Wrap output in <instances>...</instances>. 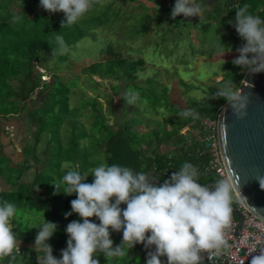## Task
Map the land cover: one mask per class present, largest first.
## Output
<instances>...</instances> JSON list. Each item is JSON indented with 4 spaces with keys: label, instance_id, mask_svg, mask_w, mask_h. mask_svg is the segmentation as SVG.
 Instances as JSON below:
<instances>
[{
    "label": "rangeland",
    "instance_id": "obj_1",
    "mask_svg": "<svg viewBox=\"0 0 264 264\" xmlns=\"http://www.w3.org/2000/svg\"><path fill=\"white\" fill-rule=\"evenodd\" d=\"M146 1L155 5L156 8L155 15L151 18L147 16L149 4L144 0H95L92 9L74 23L80 27V32L77 31L79 41L67 50L68 60L58 63L53 61L50 55L43 54V62L47 70L36 67V72L44 75L42 84L53 83V74L61 76L64 82L77 81L79 78L77 84L71 88L69 97V108L72 114L57 119L53 115L51 117L47 115L43 107L38 109V112L32 111L43 105V96L46 93L44 91L43 94L34 96V99L28 103L29 107L17 118V122L5 128L9 135L13 134L10 140L18 146V149L28 142L30 147L25 154L34 164L42 153L46 155V162H44L47 166L43 173L42 170L39 172L43 176L48 175L53 178L52 187L54 183H61L62 177L68 170L79 171L81 169L79 164L90 167L87 173L88 178L94 179L90 176L92 169L107 163L104 151L97 145L101 135L93 133L92 130L94 121L97 118L100 119L94 116L96 114L94 99L98 100L97 107L103 110L109 125H113L115 119L119 121L131 118L132 112L136 113L135 115L140 119L150 122L147 127H137L140 134H150L154 127L162 125L161 140L157 141L153 134L146 138L145 146L149 149L147 153L173 154L172 156L179 160V163L180 155H183L182 152L180 155L176 153L179 147L173 140L163 142L162 138L163 133L170 131L174 124L180 128L187 123L188 118L185 119L180 114H174L166 109L148 112L142 106H138V104L141 105L140 103L127 104L123 109V98L126 92L122 90L119 93L115 90V86L123 85V82L89 77L85 71L88 66L106 61L109 58L107 51L110 48L121 53L125 58H143L146 62L145 70L138 72L136 83L141 87H148L147 81L152 80L153 82L148 81V84L153 86L156 94L163 87H167L171 104L182 111L187 110L194 105L195 101L206 103L210 100L213 89L223 86L222 83L219 84L222 79L228 82L235 77L233 69L237 66H234L232 61L238 57L239 53L236 49L240 47L243 40L237 33L230 31L229 20H222L219 16L225 12H231L233 16L238 10L237 6L242 7L245 4L249 6L248 11L252 15L259 16L264 10V0H216L217 2L210 4L211 13L204 19L201 17L199 24L193 26L171 17L174 6L168 3V0ZM162 7L167 11L162 12L160 9ZM146 26L151 27L149 34L144 32ZM59 109L58 107L57 113ZM29 116L52 124L53 130L57 128L55 123L63 121L58 129V135H50L49 131H45L37 137L35 125L30 121ZM0 123L5 122L0 121ZM187 130L188 127H185L180 134L186 136ZM85 131H88V137L80 140ZM189 135L184 138L182 147L194 133ZM76 138H79L78 145L72 143ZM35 142H38V151H33L34 147L31 146ZM50 143L53 145L47 149ZM70 145L74 149L68 150ZM60 146L63 148L60 149ZM158 146L160 151H153ZM45 158L43 156L41 160ZM77 165L78 168H76ZM3 167L6 169L7 166ZM19 174L20 171L17 170L12 174L7 173L10 185L18 182ZM17 218H20L21 226L28 225L38 230L46 219L45 214H36L27 210L20 211ZM110 238L113 240V247L122 242V236L115 238L110 234ZM24 250L27 249L24 248ZM96 258L99 264H146L131 249L128 255L119 257L117 261H111L113 258L107 260L103 253H98Z\"/></svg>",
    "mask_w": 264,
    "mask_h": 264
},
{
    "label": "clouds",
    "instance_id": "obj_2",
    "mask_svg": "<svg viewBox=\"0 0 264 264\" xmlns=\"http://www.w3.org/2000/svg\"><path fill=\"white\" fill-rule=\"evenodd\" d=\"M94 3L95 0H40V7L49 13L62 12L64 26L76 23ZM207 7L198 0H176L171 17L200 18ZM237 7L235 21L229 23L246 43L236 50L239 55L232 63L252 74L264 73V19L250 14L247 4ZM56 41L60 54H64L67 48L63 37L57 35ZM233 88L228 81L210 99L223 98L234 114L241 116L248 96ZM138 98V92L130 90L125 94L130 105ZM180 115L185 119L200 118L195 109L183 110ZM199 175L194 165L185 162L179 171L172 172L170 179L157 186L149 182L145 172L120 164H101L92 169V183L86 182L87 173L68 170L61 181L63 193L75 194L77 198L71 201V212L65 217L74 213L81 219L67 225L69 238L61 259L54 258L47 243L57 225L52 222L42 225L35 237V247L40 246L44 253L42 258H37L38 264H99L98 253H103L107 260L124 257L136 244L145 248L155 246L146 264H162L161 257L167 258V264H200L201 253H208L211 259L231 249L227 230L233 224L232 204L238 185L228 178L218 179L212 186L201 184ZM257 179L264 188V177ZM54 187L58 189L60 184ZM122 204L126 208L122 209ZM16 213L14 204L0 203V259L11 256L14 260L13 253L20 251L21 240L17 239L11 223ZM92 217L98 218L99 224L91 222ZM109 229L123 232L120 245L113 247ZM258 252L259 255H252L250 264H264V247Z\"/></svg>",
    "mask_w": 264,
    "mask_h": 264
},
{
    "label": "trees",
    "instance_id": "obj_3",
    "mask_svg": "<svg viewBox=\"0 0 264 264\" xmlns=\"http://www.w3.org/2000/svg\"><path fill=\"white\" fill-rule=\"evenodd\" d=\"M234 14V13H233ZM235 15L233 22L235 21ZM261 19H264V10L259 14ZM64 14L61 13H49L40 7V0H0V119L4 121H10L17 117L22 111L26 109L27 102L36 94H43L44 103L36 108L43 109L47 112L50 117L53 115L57 119L72 114L69 108V97L71 88L74 87L77 81H62V77L58 74H53L54 82L51 84H42V73L36 72V67L45 68L43 62V54H48L53 61L63 63L68 60L67 51L64 54H60V45L56 41V36L60 35L63 37L64 44L67 50L79 39L78 32L80 27L78 25H64ZM145 28V27H144ZM231 29L235 34L234 26ZM78 31V32H77ZM145 34L151 32V27L146 26L144 29ZM241 43L240 46H242ZM55 52V55H53ZM107 53L109 58L106 61H100L88 66L85 71L89 77H99L100 79H108L123 82V85L115 86L116 92L124 90L128 93L130 90L139 93V98L135 103H140L138 106H142L146 111H157L159 109H166L174 114H180L182 110L174 106L170 102L169 92L167 87L159 90L155 93L153 86L148 84V87H141L136 82L138 80V72L145 70V59L139 58H125L121 53L116 52L113 48H110ZM240 67L233 69L235 77L231 80L233 86L242 84L243 72ZM264 76V73H259ZM153 82V81H152ZM226 83L225 79L219 84ZM215 88L212 91L211 96L220 88ZM237 91L236 88H233ZM94 116L100 117V119L94 121L92 130L101 135L98 138V147L104 151L106 155L107 165L120 164L132 168L136 172H147L150 169L157 168L162 173L179 171L182 165L187 162L192 165H196L198 160L194 157L189 156L185 151L184 138L180 134L181 130L185 127L191 126L192 128L197 127L201 119L204 118H217L226 102L223 98L216 100L210 99L206 103L194 102V105L189 109H195L199 113V119L193 120L191 117L188 118L187 123L177 128V124L163 133V142L173 140L175 145L179 147L178 151H182L183 155H180L181 161L174 162V158L171 154L167 153L161 155H155L147 153L148 147L145 146V140L153 134L156 140H161L162 125H157L150 134H140L137 130L138 126H149L148 120H143L137 117L132 111L133 116L125 120L115 119L113 125H109L107 118L103 114V110L98 108L99 103L97 99H94ZM123 109L128 104L123 98ZM144 105V106H143ZM49 106V107H48ZM58 107L59 112L57 113ZM140 114V112H139ZM34 117V116H33ZM37 121L39 132L38 134L49 131L50 135H58V129H60L61 122H57V128L52 129V124L46 122L43 119H35ZM48 123V124H47ZM47 124V125H46ZM190 136V135H189ZM76 137V136H74ZM88 137V131H85L80 140ZM77 139H73L72 143L78 145ZM161 144V143H159ZM150 145V144H149ZM148 145V146H149ZM63 146H60V149ZM2 149V147H1ZM74 147L70 145L68 150H72ZM100 150V151H101ZM153 151H160L159 146ZM191 151V150H190ZM179 157V156H177ZM178 159V158H177ZM175 163V165L173 164ZM179 163V164H178ZM7 166L6 169L3 166ZM79 171L88 173L90 167H85L83 164H79ZM10 166V167H9ZM13 167L11 166L10 160L0 152V176L3 178L8 186L13 189L4 190L0 192V203L8 201L14 204L17 208L16 216L12 219L11 223L13 231L17 239L21 240L22 243L32 245L31 249L25 251L34 254V258L29 259L27 264H38L37 258H42L44 253L40 251V246L35 247V237L39 230L31 228L28 225L21 226L19 221V212L27 210L36 214H45V223L52 222L57 225V230L53 234L47 243L53 249V256L56 259H61L62 250L67 247L68 235L66 233V227L72 221H80V217L76 214L65 217L66 213L71 212V201L76 199V195L71 196L63 193L64 185L60 184V187L56 189L52 187L53 178L50 176H43V172L37 173L36 179L30 183L25 184L18 182L10 185V179L7 173H14ZM208 176L206 173L204 176ZM42 179V180H41ZM87 183H92L93 178H88ZM54 183V186L57 185ZM25 212V211H24ZM23 213V212H22ZM82 222V221H81ZM37 250V251H35ZM0 264H18L17 259H11L4 257L0 259Z\"/></svg>",
    "mask_w": 264,
    "mask_h": 264
},
{
    "label": "water",
    "instance_id": "obj_4",
    "mask_svg": "<svg viewBox=\"0 0 264 264\" xmlns=\"http://www.w3.org/2000/svg\"><path fill=\"white\" fill-rule=\"evenodd\" d=\"M198 2L202 3L201 0ZM176 18L193 26L200 22L198 16L185 18L181 15ZM241 91L248 96L245 107L241 110L242 115H235L233 109L227 105L219 115L221 150L231 180L238 185V197L250 211L264 221V188L260 187L257 179L264 177V76L247 72L239 92ZM147 175L150 183L159 185L158 178L162 177L161 174L154 176L155 171H152ZM232 216L238 220L237 228L240 229L244 222L241 212L233 209ZM95 220L91 222L94 223ZM161 260L163 263L167 262L166 257H161ZM200 264H207L204 258Z\"/></svg>",
    "mask_w": 264,
    "mask_h": 264
},
{
    "label": "built area",
    "instance_id": "obj_5",
    "mask_svg": "<svg viewBox=\"0 0 264 264\" xmlns=\"http://www.w3.org/2000/svg\"><path fill=\"white\" fill-rule=\"evenodd\" d=\"M243 72L246 75L247 71ZM197 125L195 128L188 126L186 136L193 133L194 135H191L184 145V149L189 156L198 160L195 167L200 173L199 176H204L207 173L216 175L219 179H231L221 150L219 116L201 119ZM234 195L232 207L241 212L244 217L243 226L238 229V220L233 218L232 227L227 230V238L232 245L231 249L213 255L211 259H209L208 253H202L207 264H250L252 255H259L258 251L264 247V221L243 204L237 193ZM249 252L253 253L249 255ZM13 255L15 258L21 256L22 251L14 252Z\"/></svg>",
    "mask_w": 264,
    "mask_h": 264
},
{
    "label": "crops",
    "instance_id": "obj_6",
    "mask_svg": "<svg viewBox=\"0 0 264 264\" xmlns=\"http://www.w3.org/2000/svg\"><path fill=\"white\" fill-rule=\"evenodd\" d=\"M201 1H202V3H201L202 5H207L208 6L206 8V10H205V14L202 15V19H204L207 15H209L211 13L210 10L212 9V6L210 4L213 3V2H217V1L216 0H201ZM144 2L148 3L146 0H144ZM175 2H176V0H168V3H171L172 6H174ZM149 7H150V9L148 10V15L147 16H148V18H151L152 15H155L154 11H156V8H155V5H153V4L152 5L149 4ZM160 9H161L162 12L167 11L164 7L160 8ZM219 17L222 18V20L226 19V20H229V21H233V17H232V13L231 12H229V13L225 12V13L221 14ZM232 25L233 24L229 25L230 31H232V29H231ZM240 45H241V43H240ZM242 74H243V76H245L244 72H242ZM243 79H244V77H243ZM234 88H236L237 91H238V89L240 90L239 85H234ZM33 99H34V96L32 98H30V100H28L26 108L29 107L28 103L30 101H32ZM43 103H44V99L42 101V104ZM35 110L36 109H34L32 111H35ZM23 112H25V110L22 111L20 114H22ZM20 114L17 117L11 119L10 121H4V120L0 119V121L5 122L4 124L0 123L1 124V126H0V131H1V133H0V152H3L4 155L10 160L11 166L13 167L14 171H16V170L20 171V174H19V177L21 176L20 182L21 183H25V184H30L36 179L37 173L40 170H42V172H44V170H45V168L47 166V164L45 163L46 162V158H45L46 155L44 153H42V155L39 158V160H37V162L34 164L33 162L30 161V159L27 158V156L25 154L26 151H28V149L30 147V145H28V142H26V145L22 146L21 149L20 148L18 149L17 148L18 146H15L13 141L10 140V137L13 134L9 135V133L7 132L6 129L9 126H11V123L13 124L15 121L17 122V118H19ZM29 118H30V121L32 122V124L35 125V133H36V135L38 137V132H37L38 125L36 124L37 121L34 120L33 116H29ZM52 145H53V143H50V145H48L47 149H50V147ZM31 146H32V148L34 147L33 151H38V142L37 143L35 142L34 145L32 144ZM1 147H2V149H1ZM7 148H9L8 151H7ZM43 150H46V149H43ZM39 151H42V150H39ZM173 152H175V151H173ZM181 152L182 151H176L177 154H180ZM171 155H173V154H171ZM43 156H44L45 159L41 160L43 158ZM34 170H36V171H34ZM23 174H24V176H23ZM9 189H13V187L8 186V184L5 181H3V178L0 176V192H2L4 190H9ZM19 247H20V250L22 251V255L15 258V259L18 260V264H27L29 259L35 257L34 254H32L31 252H28V251L25 252V250H24V248L25 249H31L32 245H27V244H24V243L21 242ZM35 251H37V250H35ZM131 251H132V249H131ZM135 255L137 256V254H135ZM9 258H11V257H9ZM118 259H119V257H116V258H113V260H111V261H117ZM162 264H167V262L162 263Z\"/></svg>",
    "mask_w": 264,
    "mask_h": 264
},
{
    "label": "flooded vegetation",
    "instance_id": "obj_7",
    "mask_svg": "<svg viewBox=\"0 0 264 264\" xmlns=\"http://www.w3.org/2000/svg\"><path fill=\"white\" fill-rule=\"evenodd\" d=\"M176 161L177 160H175L174 162H176ZM173 164L175 165V163H173ZM152 171H155L154 176H156L157 174L162 175V177L158 178V184H162L165 180L170 179L172 172H175V171H172V172L162 173V172L158 171L157 168H155V169H150L145 173L151 174ZM207 177H212V179H207ZM198 179H199L198 183L211 184V186H212V185H214L215 181L218 180L219 178L216 175H209L208 174V176H205V177L199 176ZM121 208L123 209V208H125V206L122 204ZM90 219L91 220L96 219L94 223L99 224L98 218L92 217ZM110 234L113 235L115 238H118L121 236L123 238V232L122 231H120V232L111 231ZM146 235H150V233H148ZM154 250H155V246H152L151 248H145L143 244H136L132 248V251L134 252V254H137V257L141 258L144 262L147 261L149 252H154Z\"/></svg>",
    "mask_w": 264,
    "mask_h": 264
}]
</instances>
